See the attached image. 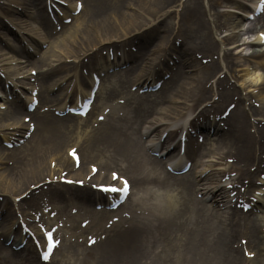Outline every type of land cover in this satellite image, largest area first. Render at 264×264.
I'll use <instances>...</instances> for the list:
<instances>
[{
  "label": "bare ground",
  "instance_id": "1",
  "mask_svg": "<svg viewBox=\"0 0 264 264\" xmlns=\"http://www.w3.org/2000/svg\"><path fill=\"white\" fill-rule=\"evenodd\" d=\"M65 1L67 2V7L73 11L76 1ZM177 1L178 0H82V8L77 15H72L68 13V11H63L64 15L62 18L67 16L71 17L70 25L73 24L71 31H68L66 35H62L57 40L53 39L51 44L44 51L43 57L37 60V62L49 61L47 63V65H49L47 70L38 71L40 74L39 79L42 83L50 80L52 76L64 72L62 78L69 79L74 77L76 82L75 85L78 87L80 83L78 76L76 74H68L70 69H76L77 66L80 65L79 59L81 55L88 57L87 63L89 64H91L92 61H97V71L99 72L103 68L117 65L118 61V59H116V61H110L109 59L103 58L102 55L99 54V51L102 49L100 46L109 45V47H111L113 45L117 46L121 43H133L135 41L137 47L135 53L131 51L125 52L123 56V59L133 61L125 71L127 81L123 78L116 81V85L123 86V84L128 81H131L130 85H133L141 77L147 80L148 75L152 73L157 64H159V68L160 65H164V61L162 60L163 57H167L168 53L169 55H172V53L176 55L173 64L176 66V69L172 70L171 67L165 65L166 71L171 69V76L169 80H166L164 84H162L158 91L163 92L162 95L159 96V103H166V106L163 108L157 109L155 107L157 102H155L154 99L150 101H143L142 99L134 102L129 101V109L125 116L115 117L114 112H112L108 120L99 124V127L92 129L87 128L81 132L80 128L77 126L71 123H64L62 120H64L65 117H56L49 113H39L36 109L31 113V116L36 121V131L34 130L32 132L30 140L34 138V132L38 131L39 135L33 139V146L32 148L30 147V151L28 150L31 155L25 152L16 153L14 156L10 155V159L12 160V163L10 162L11 165L9 167L4 166V170L0 172V186L2 191H9L14 187H20L21 190L18 188L20 192L29 190L28 193L30 194V198L34 197L33 193L35 188L43 190L41 186L35 188H31V186H37L40 181H44L46 176L52 180L55 175L60 177V175H62L61 172L67 170L69 174L65 175V177L85 179L89 170L85 173L82 172V170H84L83 168H85L82 158H80L78 169H74L72 160L66 154L69 147L64 151L65 156H63L62 161H60L64 145L70 140L69 134L72 135L75 130L76 136L73 141L75 144H79L83 150V155L91 159L89 161L94 160V158L95 160H101L98 162L99 164L101 163L100 168H106V164L118 161L117 163L121 166L120 168H123L122 172L128 174L127 176L133 183V185H131V190L135 185L139 188L140 193L134 197L135 203L133 209L144 211L134 214L128 220L124 219V223L120 227L114 229L112 236H106L104 241L100 240L91 247H82L79 252V262L72 264H137V258H145L146 260L143 261V264H177L178 258L184 259L190 264H198L200 260L196 259L195 256L202 258L203 255V258H206L208 257L207 250L214 248V250L221 253L218 259L214 260V264H242V254H240L237 246H233L232 242L233 238L238 233H243V235H245L248 246L260 252L259 258L250 259L251 264H264V253L261 254V250H264L262 246L263 235L261 234V228L264 226V224L261 223L262 220L253 214H248V212L243 213L234 208L223 212L218 211L220 210L219 202H222L223 198H225L226 191L223 187L210 185L211 179L214 176L211 175L213 173H207L202 176L203 170H196L197 166L202 165L201 162L196 160L197 154L194 156L193 165L187 173L180 175H173L168 172L165 173L168 178L173 179V184L181 187V194L184 201L178 204L169 195L166 194L163 196L157 194L152 190L149 191L147 187V184L152 182L151 184L157 185L160 188H168L166 178L161 177L160 159L152 155L150 156L147 150H159L160 156H173V149L169 147L171 144L170 140H172L171 135L178 129H186L185 120H187L188 117H190L188 126H193L194 128H208L212 125L213 131H220L219 137L214 138L212 145H220L223 143L227 147L225 150L227 154L235 158V163L238 168L242 169L243 173L246 175L250 174L252 176V173L247 169L249 159L255 160L256 158V164L258 165L260 162V153L264 152V125L260 127L256 126L254 132L250 133L248 129L249 125L245 120L244 108L240 105L241 100L243 98L244 100L248 99L250 94H247L248 98L239 97L237 99V105L225 120L228 125L226 130H222L217 127L216 124L212 123L208 124L205 122L203 123L205 125L196 124V119L199 116H204L211 111V108H216L204 105L200 107L198 112L196 111L197 106L200 105L199 103H203L209 99L210 90L205 88V83L208 82L207 79L210 76L209 74L220 67V63L211 60L207 66L196 68L194 74H184V72L186 73L185 67L190 66L189 64L194 61L189 58L193 49L198 48L209 51L207 46L213 43L210 36L208 37L205 31L202 30L203 21L200 20L199 26L196 25V21L200 19V16H198V5L194 7L192 4H183L180 13L182 22L176 29L170 28L168 32L160 35L159 40L154 42L152 47L147 46L146 42H144L147 33L152 30L154 26H158V21L151 26H146V22L143 21L147 18V21L150 23L152 18L167 15L168 12L170 13L171 11H168L166 8ZM32 2L33 0H4V2L0 4V10L26 14L28 12V6ZM84 10H87L85 17L84 13L82 14ZM45 11V9H41L38 13H32L28 16L29 20L27 25L29 29H34V31L39 33V36H36V32L34 33L32 30H29L27 35L29 44L36 41L44 42L51 33V28L54 23L51 16L45 13ZM191 16L195 17L193 19L191 18V27L192 30L195 31V37H190L186 32V20L188 21ZM55 18L59 21L61 17L55 12ZM34 22L36 25L33 24ZM64 26L65 25H63V27ZM144 26L145 28L142 33L137 32L133 35L130 34L133 30H138ZM21 27L24 28L22 25ZM67 27L68 26H65L64 28ZM199 31H204V33ZM126 34L130 35L126 36ZM177 35L182 38L178 47L173 45V38ZM36 37H38L39 40ZM259 43L260 40L258 37H255L252 41V45L258 46ZM20 50L23 51L21 48ZM66 57H71V61L66 63L63 60ZM222 57L223 60L226 61L227 70L232 71L233 69L231 66L233 61L229 59V53L223 52ZM250 57L256 59V61H254L255 65L252 64L255 69H264V50L253 51ZM3 58L6 60L15 59L12 54ZM52 63H54L55 66H53ZM15 67L16 66L13 67L11 64L8 66L9 70ZM254 73H256V83L258 82L260 87L264 89V74L261 76L257 74L258 71ZM130 74H135L134 78H129ZM155 74H160V69L155 70ZM151 76H154V74ZM215 85L219 89L216 90L219 98L223 100L228 99L233 94H237L235 85H228L224 79L218 78L215 81ZM112 92L119 93L115 88ZM59 95L60 94H56L54 96L55 98L48 102L57 100ZM116 96V94L112 95V97ZM256 96L261 107L256 109L253 108L252 112L257 113V115L261 117L258 120V122H260V120L264 119V93L258 92ZM62 97L64 99V96ZM62 97L58 99L57 103L59 104L56 105V108H58V106L63 107L67 103V100H62ZM0 103H2V101H0ZM52 106L54 105L52 104ZM10 108L11 110L9 111H0V124L3 126L15 125L17 130L9 132L0 131L1 138L6 141L16 139V135L19 134V127H22L23 124V122H18L16 119L11 120V118H8V120L4 122L8 115L7 112L14 116V114L20 110L15 104H11ZM97 110L99 111V109ZM1 114H3V117H1ZM26 115H28V113L23 116ZM163 119L167 121H161ZM143 122L147 125L142 126ZM171 122H177L178 125L174 128L167 129ZM23 126L27 127L28 124ZM142 128L144 130H142ZM165 131H167L166 136L161 141L160 137ZM144 134L147 136L152 134V137L158 135V137L156 140L146 144L147 140L142 139V135ZM30 140H27V142ZM168 142H170V144ZM166 143L168 144L166 145ZM34 154L48 157L47 168L44 165V161L41 162V160L37 158L39 156ZM2 155L3 154L0 153V162L4 159ZM224 157V155L219 156L220 159ZM54 160L56 162L52 164ZM14 165L18 166L19 169H11ZM122 172L120 175H123ZM41 173L42 175L38 176V174ZM190 175H192L194 182L201 183L198 191L202 190L203 195L215 203L214 215L208 211L207 208H210L209 206L206 208L205 204H200L198 200L190 196L187 197L191 188ZM93 179L101 183V180L109 181L110 175H102V172L98 168ZM202 181L208 184L206 185ZM52 185L53 182L50 183L48 187ZM90 192L91 193L86 189L80 190L77 192V197L79 196V199L88 202L97 201L99 203L102 201L100 196L96 194V191ZM55 195L58 196L60 200L68 199L63 194L55 193ZM148 196L151 197L152 200H150ZM22 199L23 201L25 200L24 197ZM12 201L13 205H15L14 199H12ZM0 210L5 211V217L3 219L7 222H11L12 218L9 220L6 217L7 214L12 211L9 202L4 201L0 203ZM93 212V217L99 216L101 220H103V217L110 218L116 214V211H109L107 209ZM120 212L121 211H119V213ZM224 214L226 218L222 217ZM69 216L70 218L65 219V222H71L68 226L64 223L63 227L73 230L77 229L73 222V220H75L74 216L72 214ZM82 220H80V222ZM129 222H131V224L126 225ZM96 223L98 224V221H96ZM1 224V228H3L1 229L2 234L6 235V237L14 233L12 231L13 221L11 224H4L3 222H1ZM100 228L102 229L101 226ZM88 229H92L91 224H88L83 231ZM177 231L179 234L176 233ZM79 235H81L80 232L77 236ZM16 236L20 239L18 231H16ZM73 245L74 244L69 245L70 247H68L66 259H70L77 253V250L73 251ZM2 248L6 249L5 246H2ZM170 256H173V258L176 257L177 259L169 261L168 258H170ZM86 258L94 260L97 263L86 262Z\"/></svg>",
  "mask_w": 264,
  "mask_h": 264
},
{
  "label": "rangeland",
  "instance_id": "2",
  "mask_svg": "<svg viewBox=\"0 0 264 264\" xmlns=\"http://www.w3.org/2000/svg\"><path fill=\"white\" fill-rule=\"evenodd\" d=\"M185 1L187 2V4H192L194 7H195V5H198V16H200V19L198 21H196V25L199 26L200 20L203 21L202 30L205 31V33L208 37L211 36L213 38V43H212V45L207 46V49L209 51L201 50L198 48L193 50V53H191L189 55V58L191 60L193 59L195 61V63H194V61H192V63L189 64L190 66L185 67L186 73L184 72V74L185 75H192L196 71V68H198L199 64L201 66L203 65L198 60H196L194 58L195 57L194 53L200 54L202 57H205V58H208V57L212 58L213 57V60L219 61L224 65L226 61L223 60L222 54H223V52H228L229 53V59H231L233 61V64L231 66L233 68V70L230 72L227 70L226 66L225 67L222 66V67H218L216 70L211 72L209 74L210 76L208 75L209 76L208 79H209L212 76V74H214L213 78H211L212 82L210 84V88H211L210 96H212L211 95L212 93H215V87L214 86L212 87V83L217 78L224 79L229 84H234L236 87V90H237V94H233L231 97H229L226 100H223V99L221 100V99H219V96L216 95V96H218V99L216 100L217 105H218L217 108L220 110H223V108L226 107L230 103H235L237 105V97H239V96L247 97V94L252 93V95H250L249 98L247 97L248 99L243 100V101L241 100L240 105L244 108L245 117H246L245 120L248 122V124L251 128L250 132H253L252 130L254 129V125H258V126L264 125V119L261 120L262 123L257 124V119L260 118V116L257 115V113L252 112V109L253 108L256 109V107L258 105V101H255V100H257V97H255V95L257 92H262L259 89L260 84L258 82L256 83V81H255L256 73H254V72L258 71L257 74L262 76L264 74V69H254L252 66V58H250L249 54L253 50H264V46L263 45L251 46V45L247 44V41L255 39L257 30L264 29V27L262 26V25H264V14L263 13L261 14L259 19H257L258 21H256L255 19L254 20L246 19L245 17L248 14V10L250 9L251 6H253V3H250L248 0H185ZM182 2H183V0H181V4H182ZM245 3H248V4H245ZM178 7L180 8L181 5ZM86 12H87V10H84V12H82V14L84 13V17H85ZM8 13L9 14H7V15L1 13L6 18V20L10 16L15 17V15H16V14H13L11 12H8ZM175 13H176V11L172 14V16L166 17L165 20L162 22V25H164V31L162 29H161L162 31L161 30L157 31L155 29H152V31L155 30L156 33L148 36L144 42L151 40L148 44H150V46L151 45L153 46V43L158 41L160 38V37H158V38L156 37L157 33H159L160 35H163L165 32H168V30L170 28H172V23H174L176 21V15L177 14L175 15ZM20 17H21L22 21H20V19L17 17H16V20H18L22 24L26 25L28 23V22H25L26 20H28L27 15L22 14ZM193 18H195V17L193 16ZM192 19H191V17L189 18V20H192ZM147 20L148 19L146 18L143 22L148 23ZM153 20H155V19L153 18ZM70 24L71 23H69L68 25L66 24L68 26L67 28H64L65 27L64 26L60 30H58L57 33L50 34L51 36L46 39L45 43H42L41 45H39L38 48H36L34 51H32V53L30 55L27 56L29 60L26 62H22L20 65L25 66L28 63L34 68L41 69L42 71L45 70L47 68V63L49 62L48 60H45L43 62H37V63H32V62L34 60L38 59L39 57H43V54H44L43 52L48 48V46L51 44L53 39L57 40L62 35H66V33L68 31H71L73 24L72 25H70ZM189 24L191 25V21ZM187 26H189V25H187ZM14 28H16V27H14ZM190 28L191 29H189L190 31H188V35L190 37H192V36L195 37V35H196L195 31L192 30V27H190ZM127 30H130V29H127ZM135 31L136 30H133L131 33L134 34L133 32H135ZM204 31H199V32L204 33ZM0 32L4 35L6 40H8L9 42H11V41L14 42L10 38V36L8 37L3 33L2 28H0ZM126 35H128V34H126ZM173 43H175V45H178L177 42H173ZM131 44H135V43H124V44H122L121 46H119V48H120L119 52H122L124 50L125 51H129V50L131 51V50L136 49V47L134 45H131ZM103 51L105 53V51H107V48H104L103 50H101V52H99L102 54V56H103ZM70 58L71 57H66L65 59L67 61H70L71 60ZM166 62H167V60H166ZM168 63L167 64L169 66L172 65V64H170L169 61H168ZM30 65H28V66H30ZM23 68L26 70L28 67H23ZM254 70H256V71H254ZM77 73L82 75L83 76L82 78L84 80H85V78L87 80H89L88 74L87 75L82 74L80 66L77 68ZM62 74L63 73H59V76H61ZM130 76L134 77L135 75L131 74ZM57 79L58 78L51 79L46 83L40 82L41 86L38 84V87L40 89H44L46 86L51 87L52 84H54L57 81ZM60 82H63V81H60ZM127 88H128V86L125 89H127ZM46 90H49V89H46ZM107 92L108 91H105L102 89L100 94H101V96L106 97ZM42 93L44 95H46L47 91H43ZM156 93L146 97V99L147 100H153L154 99L155 102H157L155 107L157 109L163 108L164 106H166V103H159V96L162 95L163 92H160L157 94ZM213 97L214 96L210 97L211 100L209 99L205 103L206 104L211 103ZM174 104H177V103H174ZM5 105H6V109L0 110V111L11 110V108L9 107V103H5ZM169 105H173V104H169ZM21 111L22 112L19 111V112L15 113L14 116H12L11 114H9V112H7L8 115L6 116L5 121H7L8 118H11V120L16 119L18 122H20L22 119V114H24L23 110H21ZM1 117H3V114H1ZM208 118L212 120V116H211V118H210V116H208ZM164 120H166V119H163L161 121H164ZM198 120L200 121L201 118H199ZM144 125L146 126L147 124L145 122H143L142 126H144ZM217 125L222 129L226 128L225 122H224V126H222L223 122L217 121ZM37 132L33 133L34 138L38 137L39 132L38 133ZM219 135H220V131L217 134L214 133V136H213V134H211V135L209 134L208 139H207V136L204 138V134H203L202 135L203 140L201 142L200 140H197V138H198V137H196L197 135L193 134L192 139L188 142V145H189V147H194L193 146L194 143L200 144V147L197 149L198 150V156H196V160L198 162H201L202 165L197 166L196 170L199 171L201 169H204L205 172L213 173V174H211V175H214L213 178L211 179L212 184L217 183L219 186H221L220 183H222V181H220L221 178L219 176H221L222 173H219V174L216 173L215 174V172L218 169H223V167H225V165L230 166L229 163H231L230 161H233L232 160L233 158H227L223 161H220V159L218 158L220 155H224L226 157L230 156L225 151L227 147L223 143L220 145L219 144L218 145H212L214 138L219 137ZM69 136H70V140H68V142H66V144L64 145V149L61 152L62 156L60 157V161H62L63 156H65L64 151L66 150V148L74 145L73 140H74V137L76 136V130L74 131V133L72 135L69 134ZM146 137H147L146 142H148V140H150V139H153L152 136H150V138H149V136H146ZM33 139H31V140L29 139L30 141H28L24 145H21L20 147H18L19 148L18 150H16L15 147L6 148L1 143V140H0V153H2L3 154L2 157H4L2 163H0V172H2L4 170L3 169L4 166L9 167L11 165L12 160L10 159V155L14 156L16 153H20V152H25L26 154L31 155L29 152L30 151L29 149H30V147L32 148V146H33V143H32ZM76 146L79 147L78 144H76ZM79 151H80V154L82 157V161L84 162L83 165L85 167L84 170H82L83 173L87 172L88 163H92V162L98 163L99 161H101L99 159L95 160V158H94V160L89 161L91 159L89 157H85L83 155V150L80 147H79ZM34 155H37V154H34ZM37 156H39L37 158L40 159L41 162L44 161V165L47 168V165H48L47 158L48 157L45 155H40V154H38ZM263 159H264V157H263ZM213 164H215V166ZM263 164H264L263 162L260 163L261 168H262ZM114 165H116V163L106 164V166H108L107 168H113V169L116 168V167H114ZM234 165H236V164H234V163L231 164V166H234ZM11 169L18 170L19 167L14 165L13 167H11ZM232 169H237V168L231 167L230 171H229V172H231V174L235 173V170H232ZM104 170H106V169H104ZM253 170H254V172H253L254 178H253L252 183L254 184L255 182H258V179L259 180L262 179L263 174L260 175V177H258L259 176L258 171H256L255 169H253ZM9 171H11V170H9ZM160 171H161V176L164 175V172H163L164 171V165L162 164V162H160ZM41 175H42V173L38 174V176H41ZM55 179H57V178H55ZM189 179L191 180V188H190V193H189V195H187V197L190 196L193 199L198 200L200 204H204L202 202V200H204V196H202V193H200L202 191L201 190H200V192L197 191V187L199 184H197L196 182H192L193 181L192 175L189 176ZM237 179H239L242 182L248 181L247 179L241 180L239 178V175H238ZM171 181H172V179L171 180L168 179L169 183ZM203 182H205V181H203ZM11 185H12V183H11ZM261 186L264 187V185H261ZM18 188H20V187H14L13 189H11L9 191L8 190L2 191L1 186H0V197L3 199L4 196L7 198H11L15 194L21 195V193H19L21 188H20V190ZM257 188H259V187L257 186ZM9 189H10V186H9ZM176 189L177 190L172 189L171 193L173 195H175L176 197H179L180 192H179V188L177 186H176ZM56 191H57V189H56ZM44 194L45 193H43V192L40 194H38V192L35 193L36 198L33 201H31L34 209L37 210L38 206L43 202ZM180 196H181V194H180ZM182 199H183V197H182ZM66 204H67V209H68L71 205H74L75 202H66ZM205 205H206V208L209 206L207 204H205ZM207 209L209 212H211L214 215L215 209H213L211 207L207 208ZM223 211L224 210H222L220 212H223ZM250 211H251V214L258 216L262 220L261 223L264 224V212H262V208H254L253 210H250ZM3 217H5V216H3ZM6 217L9 220L12 217L14 219V217H15L14 211H11L10 213H8ZM222 217L226 218L225 214ZM2 222L4 224L8 223L4 219H2ZM1 226H2V224L0 225V229H3V228H1ZM176 233L179 234L178 231ZM262 234H264V226H263V233ZM240 236H243V235H240ZM240 236L238 234H236V236L233 238V241H232L233 244L237 243L238 238H240ZM3 241L4 240H2V238L0 237V244ZM67 247H68V245L65 244L63 246L62 250H60L58 253L54 254L53 260H51L49 263H44V264H70L72 261L76 260L75 257L71 258V259H66L65 251L68 250ZM81 247H83V246L79 245L76 248H73V251H75L74 249L77 250V248L80 249ZM214 249L207 250L208 251V257H206V258H203V255H202V258L199 256H195L196 259L200 260L198 264H214V260L218 259L219 255H221V253L219 251H216ZM69 250H72V249H69ZM259 256H260V254L258 253L257 258ZM168 259H169V261H172V260H176L177 258L176 257L173 258V256H170V258H168ZM70 260H71V262H70ZM90 260L91 259L87 258V262H90ZM137 260H138L137 264H143L144 263L143 261L146 259L145 258H140V259L137 258ZM0 264H43V263L38 260L37 254L34 253L33 249L30 246L26 245L23 249L17 250V251L12 249L10 246L7 247L6 249L1 248V246H0ZM177 264H190V263L184 259L178 258Z\"/></svg>",
  "mask_w": 264,
  "mask_h": 264
},
{
  "label": "snow or ice",
  "instance_id": "3",
  "mask_svg": "<svg viewBox=\"0 0 264 264\" xmlns=\"http://www.w3.org/2000/svg\"><path fill=\"white\" fill-rule=\"evenodd\" d=\"M113 190H115V189H113ZM119 191L121 193H127V191H128V185H127V182L126 181L124 183V187L120 188ZM46 235H48L49 237H51V233H46ZM49 248H51V243L49 244ZM44 255H45V258H47V253H45Z\"/></svg>",
  "mask_w": 264,
  "mask_h": 264
}]
</instances>
